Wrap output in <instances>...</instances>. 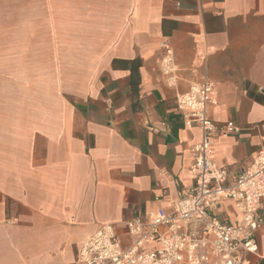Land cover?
Segmentation results:
<instances>
[{"label":"crops","instance_id":"obj_1","mask_svg":"<svg viewBox=\"0 0 264 264\" xmlns=\"http://www.w3.org/2000/svg\"><path fill=\"white\" fill-rule=\"evenodd\" d=\"M119 15L105 41L99 28L75 43L61 72L54 48L41 54L38 8L0 0V264H80L102 225L127 247V221L169 210L193 186L200 131L176 106L193 84L214 83L209 118L239 129L214 141L224 185L264 151V0H130ZM164 42L174 87L159 69ZM216 214L240 220L230 202ZM256 242L242 264H264V228Z\"/></svg>","mask_w":264,"mask_h":264},{"label":"built area","instance_id":"obj_2","mask_svg":"<svg viewBox=\"0 0 264 264\" xmlns=\"http://www.w3.org/2000/svg\"><path fill=\"white\" fill-rule=\"evenodd\" d=\"M159 69L167 86L177 82L174 56L166 42ZM214 83L203 80L176 97L177 110L188 129L200 131L190 146L193 186L169 210L154 208L125 223L131 243L123 247L114 224L99 227L83 243L80 264H242L244 255L256 254V233L264 228L260 214L264 200V151L257 150L250 164L232 185H224L227 170L212 159L214 141L237 133L233 122L218 125L209 118ZM230 202L240 215L236 225L222 222L216 212Z\"/></svg>","mask_w":264,"mask_h":264},{"label":"rangeland","instance_id":"obj_3","mask_svg":"<svg viewBox=\"0 0 264 264\" xmlns=\"http://www.w3.org/2000/svg\"><path fill=\"white\" fill-rule=\"evenodd\" d=\"M129 1L21 0L24 7L38 8L40 15L38 36L41 54L45 52L47 45L54 48L57 61L60 62L56 66L61 69V72L64 55L79 49L74 47L75 43H94L102 34L97 31L99 28H104V41L105 35L106 38L111 35V32L105 33V31L111 27V21L118 18L116 16L125 13Z\"/></svg>","mask_w":264,"mask_h":264}]
</instances>
